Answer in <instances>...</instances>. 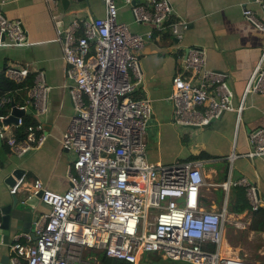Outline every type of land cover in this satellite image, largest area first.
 I'll list each match as a JSON object with an SVG mask.
<instances>
[{
  "label": "built area",
  "instance_id": "built-area-1",
  "mask_svg": "<svg viewBox=\"0 0 264 264\" xmlns=\"http://www.w3.org/2000/svg\"><path fill=\"white\" fill-rule=\"evenodd\" d=\"M118 0H103V17L84 23L81 33L75 20L58 30L65 63L66 84L73 114L61 134L64 150L74 159L67 169L68 188L53 192L33 182V191L42 190L41 202L48 206L32 232L16 233L10 243V264H85L83 250L104 252L109 258L137 264L142 253L160 254L169 261L186 264H264L225 256V206L220 211L200 206L199 192L205 185L203 161L183 160L169 165L146 158L147 121L150 101L134 98L142 82L136 53L152 40V30L132 33L118 22ZM131 6L134 23L157 24L180 42L186 23L174 19L169 0H119ZM260 4L264 12V1ZM243 17L264 28L254 13L243 7ZM158 23H160L158 25ZM26 40L20 20H8L0 12V46L22 45ZM205 52L187 47L184 69L188 78L175 75L168 97L172 105V125L179 128H206L224 112H235L236 122L251 92L264 91V55L255 65L244 89L243 99L234 106L233 93L223 73L205 67ZM28 68H7L5 75L21 83L30 75ZM50 87L37 73L28 92L24 112L33 107L34 122L24 126L22 116L4 123L10 113L0 115V143L22 154L39 148L47 137L41 118L48 111ZM11 96L0 97V108L11 104ZM24 126V127H22ZM14 128L21 131L19 135ZM249 150L237 157H264V127L248 134ZM235 155H233L234 157ZM228 157V160L233 158ZM22 176L9 190L15 194ZM230 181L221 184L227 189ZM246 188L251 212L264 209V200L246 178L236 182Z\"/></svg>",
  "mask_w": 264,
  "mask_h": 264
},
{
  "label": "crops",
  "instance_id": "crops-1",
  "mask_svg": "<svg viewBox=\"0 0 264 264\" xmlns=\"http://www.w3.org/2000/svg\"><path fill=\"white\" fill-rule=\"evenodd\" d=\"M169 1L174 10V19L186 23L180 42L174 41L161 28L134 23L131 6L117 1L118 22L126 24L132 33L143 34L152 30V40L136 52L142 82L133 94L134 98L149 100L151 105V115L147 121L146 158L162 165L202 160L205 185L200 189L199 202L205 210L220 211L225 206V224H228L225 229V256L251 259L257 255L262 261L264 232L251 230L253 212L246 188L236 182L246 178L264 200V157L250 159L236 155L246 154L249 150L248 134L264 127V91L245 96L238 123L235 112L230 111L214 119L208 127L200 129L173 126L172 105L168 97L175 75L189 77L184 69V57L186 48L193 46L205 52L207 69L225 74L233 93L232 104L237 106L243 99L245 86L255 65L264 55V28L259 29L247 21L242 9H250L263 24L264 12L260 4L253 0ZM0 12L8 20H20L26 34V42L22 45L0 46V75H5L7 68L26 67L31 74L21 83L32 76V83L26 88L22 103L15 105L28 102V92L38 72L50 87L48 111L41 118L47 132L44 143L21 156L0 143L2 207L10 200L6 179L16 168L22 169L24 177L21 190H33L35 180L53 192H63L68 188L67 169L74 154L62 148L60 138L73 114V104L65 87L71 82L65 77L66 66L60 43L57 42V31L65 32L75 20L78 29L74 34L78 36L85 22L103 17L104 3L103 0H69L68 3L62 0H0ZM11 110L10 107L7 113ZM25 112L31 114L34 122L33 107L28 106ZM20 131L13 129L16 135ZM231 156L230 161L228 157ZM228 181V188L223 189L221 184ZM238 209L242 211L238 212ZM46 212L48 206L40 202L33 214L24 213L23 220L11 222L7 242L0 241V264H10L13 236L18 232H32L34 223L41 220Z\"/></svg>",
  "mask_w": 264,
  "mask_h": 264
},
{
  "label": "water",
  "instance_id": "water-1",
  "mask_svg": "<svg viewBox=\"0 0 264 264\" xmlns=\"http://www.w3.org/2000/svg\"><path fill=\"white\" fill-rule=\"evenodd\" d=\"M81 1V0H78ZM64 3H68L69 0H62ZM141 3V0H135L131 4L136 5ZM160 23H158L159 25ZM150 27L155 28L157 24L145 23ZM26 42V40L24 41ZM11 112L7 119L4 120V123H15L17 117L24 114L23 110L17 108L15 103L11 102ZM192 129H198L196 127H191ZM22 169L16 168L12 174L6 179V184L11 189L16 181L22 177ZM43 191H24L19 189L15 194H10V200L8 203L0 207V241L7 242L11 222L18 223L23 220V214H33L35 208L41 202ZM25 221V220H24ZM25 223V222H24ZM152 264H157L153 262Z\"/></svg>",
  "mask_w": 264,
  "mask_h": 264
},
{
  "label": "trees",
  "instance_id": "trees-1",
  "mask_svg": "<svg viewBox=\"0 0 264 264\" xmlns=\"http://www.w3.org/2000/svg\"><path fill=\"white\" fill-rule=\"evenodd\" d=\"M31 83H32V76L25 83L19 84L10 80L2 73L0 75V97L11 96L15 104H21L23 101V97L26 96L27 93L26 88H29ZM10 107L11 104L0 108V115L6 114L10 109ZM21 116L23 117L24 120V126L31 124L33 122L30 113L24 112V114ZM237 211L241 212L242 209H238ZM250 228L253 231L264 232V209L259 208L257 211L253 212V219ZM96 255L99 260L98 264H129L122 260L109 258L105 255L104 252L101 251L97 252ZM153 260L154 261H151L150 264H152L153 262H156L157 264H186L183 262L169 261L159 256H154ZM262 262H264V260H262Z\"/></svg>",
  "mask_w": 264,
  "mask_h": 264
},
{
  "label": "rangeland",
  "instance_id": "rangeland-1",
  "mask_svg": "<svg viewBox=\"0 0 264 264\" xmlns=\"http://www.w3.org/2000/svg\"><path fill=\"white\" fill-rule=\"evenodd\" d=\"M227 228H228V224H225V226H224V240H225V229H227ZM97 252H99V251H96V250H83L81 252V259L84 261L85 264H98L99 260H98V257L96 255ZM154 256L161 257L160 254H155V253H152V252L142 253L141 256L139 257L138 261H137V264H150L151 261H154L153 260ZM248 260L255 261V260H260V258L256 255V256L251 257V259H248Z\"/></svg>",
  "mask_w": 264,
  "mask_h": 264
}]
</instances>
